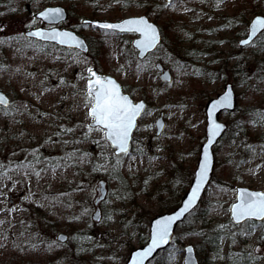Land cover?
<instances>
[{"label": "rangeland", "instance_id": "374dc122", "mask_svg": "<svg viewBox=\"0 0 264 264\" xmlns=\"http://www.w3.org/2000/svg\"><path fill=\"white\" fill-rule=\"evenodd\" d=\"M56 4L69 11L61 25L85 35L90 52L28 39L26 27L43 23L24 11L0 20V89L11 99L6 109L0 105V264H125L141 245L143 222L188 189L205 140L206 104L227 82L236 107L219 115L228 130L214 147L212 177L196 208L233 237V249L241 240L264 253L261 223L244 235V223L230 216L237 185L264 189V36L247 46L238 42L250 19L264 14V0H44L39 9ZM142 14L162 32L145 59L132 46L136 33L82 23ZM158 63L172 73L170 82L161 80ZM89 68L111 74L134 100L147 101L120 164L103 133L88 128ZM161 114L165 124L157 135ZM92 163L102 173L95 180ZM118 169L134 190L125 203L117 197ZM100 179L108 195L95 219ZM190 214L158 262L182 264L184 244L201 241L205 228ZM89 221L96 235L83 241L93 250L75 261L66 242L87 232ZM61 231L68 235L64 242L57 239ZM229 240L222 241L224 253Z\"/></svg>", "mask_w": 264, "mask_h": 264}, {"label": "snow or ice", "instance_id": "6c2138e0", "mask_svg": "<svg viewBox=\"0 0 264 264\" xmlns=\"http://www.w3.org/2000/svg\"><path fill=\"white\" fill-rule=\"evenodd\" d=\"M44 19L52 22L60 17L59 9H49L47 13L41 14ZM103 29H113L127 32L138 33L141 37L138 40L137 47L141 49V54L156 45L158 36L156 28L150 24L145 18L127 19L120 23H99L97 25ZM264 30V17H256L250 25L249 38L241 43L247 45L251 43V37L256 36L258 32ZM29 36L39 37L44 40L58 41L60 44L75 43L76 46H82V41L77 40L69 32H29ZM90 79L87 84V115L92 122L88 125L89 131H100L103 133L104 139L110 143L117 155V164H120L119 155L121 153L128 154V144L135 121L144 110L145 105L134 103L128 96L121 93L120 86L112 79L97 75L91 68L87 69ZM6 98L0 94V104L7 105ZM232 106V90L228 89L218 99L211 102L208 111V136L209 144L212 138L218 135L222 126L213 119V115L221 108H229ZM67 131H71L68 129ZM210 169V154L208 148L204 149L203 161L199 164L198 172L194 174L195 184L192 187L191 195L188 197L184 207L173 216H164L155 221V225L151 230V243L141 251H137L132 257V264H144V261L152 255V253L161 245L167 244L171 234L173 223L189 210L194 204L201 190V186L205 183ZM233 222L235 224L245 223L248 231L244 235H249L256 231L254 221H261L260 228L262 235L260 239L264 240V192H251L247 190H239L238 203L233 204L230 209ZM190 252L191 249H188ZM260 251V249H256ZM249 259H252L249 254Z\"/></svg>", "mask_w": 264, "mask_h": 264}, {"label": "water", "instance_id": "95a60500", "mask_svg": "<svg viewBox=\"0 0 264 264\" xmlns=\"http://www.w3.org/2000/svg\"><path fill=\"white\" fill-rule=\"evenodd\" d=\"M167 2H170L171 0H166ZM49 9H59L60 12H61V15L60 17H58L56 20L52 21V22H49V20L47 19H44V17L41 15L42 13H47ZM264 17V14H256L254 15L250 21H249V24H248V30H247V34L242 37L240 40H239V44L240 45H245L243 43H241L243 40L245 39H248L249 38V33H250V25H251V22L256 18V17ZM35 17L44 21L46 24H49V25H37V26H32V27H29V28H26L24 30V34L27 36V37H30V38H35V39H38V40H42V41H47V42H52V43H56L60 46H63V47H71V48H76L78 49L79 51L81 52H88L89 51V44L86 40V38L81 35L80 33H78L76 30L72 29V28H69V27H66V26H60L59 23L65 21L67 18H68V10L65 6L61 5V4H56V5H46L45 7H43L42 9L38 10L35 12ZM140 17H143L145 18L150 24H152L156 30H157V36H158V39H157V42H156V45L146 51H144L142 54H141V49L139 47H137V41L141 39L140 35L138 33L137 36H135L132 40V45L137 49V56L138 58L140 59H143L145 58L150 52H152L153 50H155L157 48V46L160 44L161 40H162V34H161V31H160V28L159 26L154 22L152 21L149 16H147L146 14H142V15H136V16H127V17H124V18H121V19H117V20H110V19H100V18H84L83 19V23H89V24H92L96 27H98L97 25L99 23H112V24H116V23H120L124 20H127V19H135V18H140ZM99 28V27H98ZM103 29V28H102ZM58 31V32H69L71 33L74 37L77 38V40L79 41H82V46H76V44L73 42V43H70V44H60L58 41H53V40H44V39H41L39 37H34V36H29L28 33L31 31V32H35V31H44V32H51V31ZM110 30H113V29H110ZM115 31L117 32H121V33H128L127 31H120L118 29H116ZM263 30H261L260 32H258L256 34V36L254 37H251V42L262 32ZM250 44V43H249ZM248 45V44H247ZM157 68L161 70V73H160V78L163 80V81H171L172 79V74L170 72V70L168 68H165L161 63H158L157 64ZM97 75H100L101 77H104V78H109V79H112L114 80L119 86H120V89H121V93L125 96H128L134 103H143L146 107V101L143 99V98H140L138 100H134V98L131 96V94L127 91L124 90V87L123 85L114 77L112 76L111 74H100V72L96 69V68H91ZM91 78V77H90ZM228 89H231L232 90V106L229 107V108H221L219 109L218 111H216L213 115V119L219 123L222 128L220 130V132L218 133V135H216L215 137L212 138V143L209 144V136H208V126H209V119H208V111L210 109V106H211V102L218 99L220 96H222L225 91H227ZM0 94H2L6 100H7V105H9L10 103V98H9V95L2 89H0ZM7 105H4V106H7ZM236 106V92H235V89H234V86L231 82H228L225 84L224 86V89L222 92H220L217 96L215 97H212L211 99L208 100L207 104H206V109H205V113H206V134H205V140L202 142L201 144V147H200V152H199V158H198V162H197V165H196V168L194 169V173H193V178L191 180V183L188 187V189L186 190V192L183 194V196L181 197L180 199V202L178 203L177 206H175L173 209L171 210H168V211H164L162 213H157L156 215H154L151 219H150V222H149V228H148V239L147 241L140 245V246H136L135 248H133L128 257H127V260L125 262V264H132V257L135 255V253L137 251H141L143 250L144 248H146L150 243H151V230L152 228L154 227L155 225V221L157 219H160L164 216H173L175 215L177 212H179L183 207H184V204L187 202L188 200V197L191 195V190H192V187H194V184H195V179H194V174L198 172V168H199V164L203 161V155H204V149L205 148H208V151H209V154H210V169H209V172H208V175H207V179L205 181V183L201 186V190L200 192L198 193V197L196 199V201L194 202V204L192 206H190L189 210L187 212H185L181 217L180 219L176 220L173 225H172V228H171V234L169 236V240H168V243L167 244H163L161 245L160 247H158L150 257H148L145 261H144V264H147L155 255L156 253L166 247L169 242L171 241L172 239V236H173V233L175 232V229H176V226L185 219V217L198 205V203L200 202L203 194H204V191L205 189L207 188L210 180H211V177H212V173H213V170H214V166H215V151H214V146L216 145V143L219 141V139L222 137V135L224 134L226 128H227V123L223 120L220 119L219 115L221 113V111L223 110H233ZM145 109V108H144ZM144 111V110H143ZM142 111V112H143ZM141 112V113H142ZM141 115V114H140ZM139 115V116H140ZM138 116V117H139ZM137 117V119H138ZM137 119L135 121V127L133 128L132 130V133H131V136H130V140H129V144H128V150L130 148V145H131V141H132V138H133V133H134V130L136 128V125H137ZM93 123L92 120L90 121L89 124ZM164 118H163V115L161 114L160 116H158V118L156 119L155 121V124H156V134L159 135L163 128H164ZM115 152V150H114ZM97 189H99V192L100 194L96 197V199L94 200V203L96 205V211L94 212L93 214V217L95 219H98L100 214H99V210H100V207H99V204L102 200H104L108 194V189H107V185H106V181L104 179H100L99 180V183H98V187ZM247 190V191H251V192H264V189H254V188H251V187H248V186H245V185H237L236 186V195H235V200L230 204V209L231 207L233 206V204L235 203H238V196H239V190ZM230 216L232 218V214H231V211H230ZM232 221H233V218H232ZM68 238V235L65 233V232H59L57 234V239L59 241H66ZM188 249H191V251L189 252ZM183 252H184V255H183V263L182 264H200V259H199V256L197 254V250H196V247H195V244L192 243V242H189L187 244L184 245L183 247Z\"/></svg>", "mask_w": 264, "mask_h": 264}, {"label": "trees", "instance_id": "16d2710c", "mask_svg": "<svg viewBox=\"0 0 264 264\" xmlns=\"http://www.w3.org/2000/svg\"><path fill=\"white\" fill-rule=\"evenodd\" d=\"M44 0H0V20L6 18V17H12L14 14H17L20 11H24L27 15H30L32 20L35 19V17H33L34 12L39 9L42 4H43ZM21 2V4H20ZM20 4V6H18ZM263 36H264V32H263ZM264 40V39H263ZM43 45H48L49 43H43V42H39ZM90 44V42H89ZM264 44V41H263ZM74 50V49H72ZM75 51V50H74ZM91 51V48H90ZM89 51V52H90ZM2 108H7V107H2ZM228 130V129H227ZM90 165V164H89ZM96 165L95 163H92L91 165V172L94 173L93 174V178L94 180L96 178H98V175H102L101 172H99L98 170H95ZM86 171H88L87 169H85ZM84 170V171H85ZM117 180L120 183L119 187L120 190H118L117 192V197L118 199L122 200L123 203H125V200L128 199V197L130 198V196L132 197V192L134 191L132 188V185L130 186V184L128 183L126 177H124L122 175V172L118 169L117 170ZM129 186V188H128ZM179 203V199L175 198L174 200H172L171 202L167 203V201L165 202V204L163 205L164 208L161 211H166V210H170L172 208H174L177 204ZM192 215L195 216L194 221L197 222L200 221L201 226H204L205 228V233L204 236L202 237L201 241L196 244V248H197V253L198 256L200 258V264H264V253H255L254 251L250 250L249 248H245L243 241L239 240L237 241V249H233L232 248V244H235L233 237L230 238L229 240V233H227L226 231H224V229L218 227L217 225H211L209 221H207L206 219V215H205V211H202L199 207L195 208L194 211L191 212ZM191 214H189L185 221H183L180 224H183L185 222H187L188 217ZM91 220V219H90ZM90 224L87 225L88 226V230L87 232H84L79 235L77 238H75L76 236H71V238L69 239L68 242H66L67 244H70L71 248L68 252L69 256L71 257V259H75V261L77 259H80L84 254L88 253V252H92L88 251L87 248H85V244H84V239L86 237H91L92 235L95 236L96 233L92 232V230L90 229L92 227L93 222L89 221ZM255 225L260 224L261 221H254ZM191 224V223H190ZM245 227L248 229L247 224H245ZM194 226V224H192V227ZM236 227V225L234 226ZM90 229V230H89ZM143 233H142V238H141V244L144 243L147 240V233H148V225L146 224V221L143 222V229H142ZM261 236V235H260ZM175 237V235H174ZM176 241L177 239L174 238ZM173 239V240H174ZM228 239L231 243V246L227 248L226 252H223V246H222V241ZM182 242V241H181ZM168 248V247H167ZM162 249L161 251H159V253L155 256L154 260L156 264H166V262L162 261V262H158L157 261V257L160 254L166 255L168 253V249ZM249 254H251L252 259H249ZM69 258V257H68ZM169 258V257H168Z\"/></svg>", "mask_w": 264, "mask_h": 264}]
</instances>
